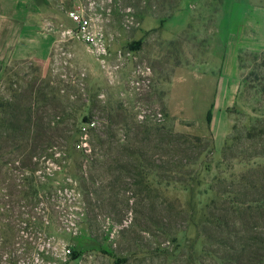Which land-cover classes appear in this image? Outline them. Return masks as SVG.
I'll return each mask as SVG.
<instances>
[{
	"label": "rangeland",
	"instance_id": "rangeland-1",
	"mask_svg": "<svg viewBox=\"0 0 264 264\" xmlns=\"http://www.w3.org/2000/svg\"><path fill=\"white\" fill-rule=\"evenodd\" d=\"M241 4L251 19L264 11V0H51L53 15L75 10L102 30L111 62L131 50L155 79L140 96L126 92L130 61L109 74L62 34L71 20L56 25L43 73L26 60L0 74V264H264V50L239 51L220 149L164 100L177 67L205 73L210 91L223 16ZM136 103L164 120L137 121Z\"/></svg>",
	"mask_w": 264,
	"mask_h": 264
},
{
	"label": "crops",
	"instance_id": "crops-1",
	"mask_svg": "<svg viewBox=\"0 0 264 264\" xmlns=\"http://www.w3.org/2000/svg\"><path fill=\"white\" fill-rule=\"evenodd\" d=\"M2 6L0 74L3 73V79L10 76L7 75L9 70L14 69L12 72H15L17 64L26 60L33 61L43 73L42 69L49 65L55 44L59 42V36L55 34L56 25L62 20L69 26L71 19L60 13L53 15L55 10L51 0H3ZM238 8L236 12L223 16L227 23L219 32L222 51L218 69L209 79L213 82L210 91L201 80L204 75L207 78L205 73L197 71L200 79H196L194 71L181 67L175 68L166 81L164 100L168 114L175 116L176 121L180 118L186 120L191 131L203 123L215 149H220L226 139L230 127L229 109L235 105L239 95V51L264 50V11L259 9L257 16L251 19L250 16L254 17L253 8L246 4H241L240 10ZM68 45L75 49V42ZM194 108L201 112L194 113ZM188 109L191 111L187 112Z\"/></svg>",
	"mask_w": 264,
	"mask_h": 264
},
{
	"label": "built area",
	"instance_id": "built-area-1",
	"mask_svg": "<svg viewBox=\"0 0 264 264\" xmlns=\"http://www.w3.org/2000/svg\"><path fill=\"white\" fill-rule=\"evenodd\" d=\"M68 17L74 23L73 28H67L63 35L75 38L84 42L87 50L96 59L100 66L109 74L117 73L127 66L130 61V71L125 79L126 92L140 96L147 89H150L155 77L153 69L145 62H139L131 50L118 49L115 53L114 61H110L111 53L109 43L101 29L96 28L95 24L88 16L81 12L70 10ZM134 115L137 121L146 123H160L164 120V113L157 107L144 103L134 105ZM83 124V125H82ZM79 125V132L82 134L77 145L84 151L89 150L86 142V130L95 128L96 121L88 119Z\"/></svg>",
	"mask_w": 264,
	"mask_h": 264
},
{
	"label": "trees",
	"instance_id": "trees-1",
	"mask_svg": "<svg viewBox=\"0 0 264 264\" xmlns=\"http://www.w3.org/2000/svg\"><path fill=\"white\" fill-rule=\"evenodd\" d=\"M133 45H129V47H130V49H133V50H135V49H137V48H139V42H133L132 43ZM208 117H209V115H208Z\"/></svg>",
	"mask_w": 264,
	"mask_h": 264
}]
</instances>
